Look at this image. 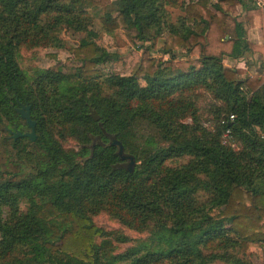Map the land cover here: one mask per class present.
I'll return each instance as SVG.
<instances>
[{"label":"trees","instance_id":"1","mask_svg":"<svg viewBox=\"0 0 264 264\" xmlns=\"http://www.w3.org/2000/svg\"><path fill=\"white\" fill-rule=\"evenodd\" d=\"M240 8L264 18L255 0H0V141L17 168L0 169V264H264V76L224 64L264 65ZM98 14L142 50L127 75L100 77L116 55ZM63 30L83 35L73 69L29 74L22 51L64 48ZM20 104L33 142L6 130H28Z\"/></svg>","mask_w":264,"mask_h":264},{"label":"rangeland","instance_id":"2","mask_svg":"<svg viewBox=\"0 0 264 264\" xmlns=\"http://www.w3.org/2000/svg\"><path fill=\"white\" fill-rule=\"evenodd\" d=\"M169 11L171 21H175L177 16L182 15V11L178 8H169ZM100 13H102L101 10ZM101 16L102 14L96 15L93 22V28L97 32L96 43L100 47H103L106 51L115 54L116 58L98 67L100 70V77H104L110 73L127 75L132 71L142 57V50L132 47L120 30H116L112 33L105 31L100 23ZM82 36V34L73 31L63 30L61 37L64 40V48H37L30 51L23 50L21 56V66L27 70L29 74H32L37 69H62L63 71H70L76 65V61L68 48L77 45ZM146 44L148 45L146 56L152 59L155 64H159L163 59L167 58V56L163 55L159 50L162 45V38L157 37L152 43L147 42ZM262 45H264V43ZM259 53H252V58L255 59V55ZM245 56L247 57L249 55L246 54ZM226 59L227 58L224 59L226 61L225 63L227 65H231L230 61H227L228 59ZM249 70L250 73H253L254 75L264 76V68L261 66H256V68ZM201 105L205 106L206 101H203ZM14 160V152H10V148L2 145L0 141V169L16 172L17 168L13 166ZM28 170L29 169L27 168V171ZM94 222L97 226L105 229L122 228L119 224L111 221L105 215H99L94 219ZM122 229L132 239L144 238V236H140L130 230L124 228ZM129 246L130 243L123 244L121 246V250H124ZM252 260L255 264H260V259L256 255L252 256Z\"/></svg>","mask_w":264,"mask_h":264},{"label":"crops","instance_id":"3","mask_svg":"<svg viewBox=\"0 0 264 264\" xmlns=\"http://www.w3.org/2000/svg\"><path fill=\"white\" fill-rule=\"evenodd\" d=\"M260 8V7H259ZM264 9V8H261ZM239 13L241 15L240 20L244 23V26L247 31V38L251 43L262 45L264 43V35L261 29V22L264 24V18L258 14L247 15L242 9H239ZM264 15V10H263ZM249 56H245V58L240 60H233L231 58H227V61H230L231 65H227L224 60V64L227 67H234L244 71L243 76H252L253 73H250L249 69H254L256 66H261L264 68L263 60L260 54L255 55V59L252 58L251 54H247ZM251 55V57H250ZM254 56V54H253ZM258 68V67H257ZM254 75V74H253Z\"/></svg>","mask_w":264,"mask_h":264},{"label":"water","instance_id":"4","mask_svg":"<svg viewBox=\"0 0 264 264\" xmlns=\"http://www.w3.org/2000/svg\"><path fill=\"white\" fill-rule=\"evenodd\" d=\"M29 105L28 104H20L18 108H16V112L19 116L20 119L24 120L28 131L21 132L20 130L17 129L16 126H14L13 129L6 128L7 132L9 133L10 137L12 139H17L20 137H26L30 139L32 142L36 138L35 134V121H33L30 117V110H29ZM111 144L116 145L118 147L117 149V154L123 159L127 160L129 165L133 164V157L131 155L125 154L123 152V147L119 141H117L114 137H111Z\"/></svg>","mask_w":264,"mask_h":264},{"label":"built area","instance_id":"5","mask_svg":"<svg viewBox=\"0 0 264 264\" xmlns=\"http://www.w3.org/2000/svg\"><path fill=\"white\" fill-rule=\"evenodd\" d=\"M255 4L257 7L264 8V0H255ZM233 116H230V120H232Z\"/></svg>","mask_w":264,"mask_h":264}]
</instances>
